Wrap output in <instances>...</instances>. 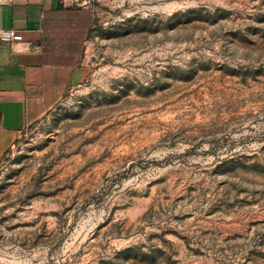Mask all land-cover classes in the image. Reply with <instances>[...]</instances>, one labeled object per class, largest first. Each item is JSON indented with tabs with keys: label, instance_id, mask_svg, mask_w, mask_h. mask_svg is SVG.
<instances>
[{
	"label": "rangeland",
	"instance_id": "obj_1",
	"mask_svg": "<svg viewBox=\"0 0 264 264\" xmlns=\"http://www.w3.org/2000/svg\"><path fill=\"white\" fill-rule=\"evenodd\" d=\"M85 78L0 162V264H264V0H65Z\"/></svg>",
	"mask_w": 264,
	"mask_h": 264
},
{
	"label": "crops",
	"instance_id": "obj_2",
	"mask_svg": "<svg viewBox=\"0 0 264 264\" xmlns=\"http://www.w3.org/2000/svg\"><path fill=\"white\" fill-rule=\"evenodd\" d=\"M64 1L0 0V28L24 36L19 43L0 42V162L28 126L86 76L82 57L74 64L76 58L64 52L68 35L48 24Z\"/></svg>",
	"mask_w": 264,
	"mask_h": 264
},
{
	"label": "trees",
	"instance_id": "obj_3",
	"mask_svg": "<svg viewBox=\"0 0 264 264\" xmlns=\"http://www.w3.org/2000/svg\"><path fill=\"white\" fill-rule=\"evenodd\" d=\"M56 15H58L56 18L51 17L48 20V24L61 26V32L59 34L68 35L70 39L69 46L67 43H63L62 45L68 46V50L65 49L64 52H69L71 56H74L76 60L73 63L76 64L84 53V47L81 41L91 30V18L82 9H65L63 4H60Z\"/></svg>",
	"mask_w": 264,
	"mask_h": 264
},
{
	"label": "built area",
	"instance_id": "obj_4",
	"mask_svg": "<svg viewBox=\"0 0 264 264\" xmlns=\"http://www.w3.org/2000/svg\"><path fill=\"white\" fill-rule=\"evenodd\" d=\"M24 41L22 33L14 29H2L0 28V42L4 43H19Z\"/></svg>",
	"mask_w": 264,
	"mask_h": 264
}]
</instances>
